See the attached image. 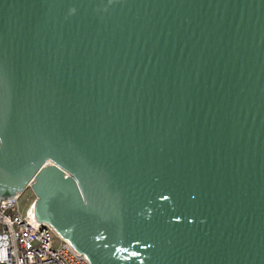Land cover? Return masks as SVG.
I'll list each match as a JSON object with an SVG mask.
<instances>
[{"label":"water","instance_id":"95a60500","mask_svg":"<svg viewBox=\"0 0 264 264\" xmlns=\"http://www.w3.org/2000/svg\"><path fill=\"white\" fill-rule=\"evenodd\" d=\"M90 264H264V0H0V198Z\"/></svg>","mask_w":264,"mask_h":264},{"label":"built area","instance_id":"2783aa9c","mask_svg":"<svg viewBox=\"0 0 264 264\" xmlns=\"http://www.w3.org/2000/svg\"><path fill=\"white\" fill-rule=\"evenodd\" d=\"M20 197L16 192L0 198V264H90L50 224L34 217V197L25 209Z\"/></svg>","mask_w":264,"mask_h":264},{"label":"rangeland","instance_id":"374dc122","mask_svg":"<svg viewBox=\"0 0 264 264\" xmlns=\"http://www.w3.org/2000/svg\"><path fill=\"white\" fill-rule=\"evenodd\" d=\"M35 198V195L33 194L32 190L30 187H26L22 192H21V197L19 199V206L20 209H25L28 206V201L31 200L32 198Z\"/></svg>","mask_w":264,"mask_h":264}]
</instances>
